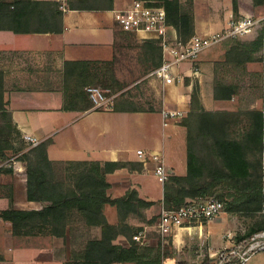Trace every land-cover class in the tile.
Instances as JSON below:
<instances>
[{"label": "crops", "instance_id": "0c3cea01", "mask_svg": "<svg viewBox=\"0 0 264 264\" xmlns=\"http://www.w3.org/2000/svg\"><path fill=\"white\" fill-rule=\"evenodd\" d=\"M50 1L60 4V31L18 33L0 26V94L4 103L0 111L10 114L20 137L28 134L36 138L38 144L48 140L46 156L51 162L122 163L121 167L106 174L110 185L107 192L111 198L133 190L138 198L161 200L163 184L153 174L155 162L150 158L141 161L136 150L160 152L170 175H185L187 129L180 118L164 125L159 107L145 110L91 109L84 91L96 64L107 66L119 60H123L124 66L127 63L132 67L128 70L129 75L144 74L147 81L158 85L159 80L149 75L157 67L153 64L159 59L158 43L137 33L126 32L116 24L114 10L130 2L122 5L114 0L113 8L109 10H77L67 7L68 0ZM238 2L237 14L245 15L247 10L241 9V5L251 6V1ZM192 16L194 33L207 34L220 30L230 17L237 15H234L232 0H193ZM254 31L246 40H253ZM147 40L152 44L144 43ZM227 49L218 44L202 52L194 63H183L179 67L183 74L182 83L165 85L166 94L161 107L185 114L190 109V95L196 91L205 111L219 109L223 100L213 96L214 75L217 65L224 61ZM256 54L264 63V38L261 48L252 52L253 58ZM16 162L18 170L0 169V210L41 208L40 202L27 199L26 165L20 159ZM4 187H7L6 193H3ZM162 208L156 203L141 209V216L138 212L130 213L125 222L134 229L132 234H139L147 242H152L149 230L154 226V216ZM103 214L109 224H118L115 206L105 204ZM223 219H218V225L223 224ZM66 222L63 236L49 233L17 236L12 233L11 222L0 218V264H69V248L61 250L63 240L100 238V227L87 226L76 213ZM210 223L212 221L206 224L184 222L173 229L169 237L161 236L162 244L170 242L173 249L171 257L162 264L204 262L192 259L191 250L185 252L183 246L188 244L190 249L191 234L200 231L202 234L205 227H211ZM121 239L125 237L119 235L118 240ZM205 252V258H213L214 243H208Z\"/></svg>", "mask_w": 264, "mask_h": 264}, {"label": "trees", "instance_id": "16d2710c", "mask_svg": "<svg viewBox=\"0 0 264 264\" xmlns=\"http://www.w3.org/2000/svg\"><path fill=\"white\" fill-rule=\"evenodd\" d=\"M162 5L166 11L167 23L172 25L178 35L188 39L193 35L192 16L180 9L179 0H151ZM262 4L264 0H253ZM114 0H68L67 7L77 10H109ZM59 3L50 0H0V26L18 33L25 32H58L62 28V11ZM233 12L236 11V0H232ZM263 34L248 42L233 41L225 52L222 64L242 65L252 62V52L258 51L263 44ZM146 44L152 41H144ZM154 58L156 57L155 48ZM151 55V46L148 50ZM161 63L159 59L153 66ZM233 87L217 83L213 86L215 99H228ZM197 95H190V110L181 122L187 129V172L183 176L170 175L163 183L161 200L152 201L138 198L135 191H127L121 197L111 198L108 195L109 183L106 174L122 166L119 162L82 161L55 163L47 159L45 140L28 151L24 146L12 145V132L20 138L13 126L10 114L0 111V158L5 151H22L20 158L26 161V195L28 200L41 203L39 209H4L0 218L11 222L13 235L65 234L66 220L74 213L78 214L87 226L100 227V238L88 239L82 249L71 255L69 264H162L171 257V243L163 245L156 241L151 247H141L131 238L134 229H130L125 220L130 213L160 203L163 209L171 210L196 202L199 198L217 197L226 201V211L237 210L241 205L264 202V181L261 175V158L257 164L245 151L252 146L240 144L234 139L220 134L222 129L215 118L221 113L205 111ZM196 108H195V107ZM4 108L0 94V110ZM122 110L123 108H116ZM253 128L248 133L249 139L256 138L259 151H264V106L252 113ZM2 120V121H1ZM3 123V124H2ZM5 131V133H2ZM203 141V142H202ZM242 148H246L244 151ZM65 165L63 180L54 177L53 166ZM259 166L258 178L252 170ZM115 206L118 213V224H109L103 214V206ZM264 230L257 228L241 239L249 238L253 233ZM135 233V232H134ZM123 235L125 239L118 240ZM156 252L153 254L154 248ZM231 259L222 264H234ZM201 264H206L202 262Z\"/></svg>", "mask_w": 264, "mask_h": 264}, {"label": "rangeland", "instance_id": "374dc122", "mask_svg": "<svg viewBox=\"0 0 264 264\" xmlns=\"http://www.w3.org/2000/svg\"><path fill=\"white\" fill-rule=\"evenodd\" d=\"M60 1L65 2V0ZM118 1L119 3L124 5L127 2L129 3L131 0ZM250 1L251 6H249L248 4L241 5V9L247 10V12H245V15H253L256 17L263 16L264 3L255 4L253 0ZM238 3V0H236V11L234 12V15L237 16L234 17L239 16L237 14L239 7ZM192 8L193 0L180 1V9L182 10V12L190 13V15L192 16ZM193 23L194 21L192 16V24ZM193 34H195L194 24ZM254 34L255 36L252 37L253 39H257L260 34L264 35V20L260 21V23L256 25ZM248 37L249 34L236 38H229L225 39L219 44H221V46L223 47H229V45L233 41L248 42V40H246ZM254 57L255 59L252 62L242 65H225L222 64V61L219 63V65H217V70L214 75V81H216L217 83L229 84L233 87V89L230 98L222 99V106L219 109H215L211 112L221 113L220 117L215 118V121L219 123V127L222 129L220 134H224L225 132L227 138L234 139L240 144L247 143L248 145L252 146L251 150L247 149V151H245L246 148L242 149L245 151L246 155L249 158L253 159L258 164L262 155V151H259L258 140L254 137L251 139L247 137L248 133H251L253 128L254 120L252 113L262 110L264 106V63L262 62V57L259 58V54H256V56ZM123 68H126L127 71H130L132 67L127 63L124 66L123 60H119V62H117L116 64L115 62H113L107 66L104 64H96L91 70V79L88 81L86 86L99 87L100 89L105 91L106 95L105 102L97 109L125 108L145 110L154 107H159L160 110L163 109V107L161 106L163 97L166 94L164 88L165 85H163L160 81H158V85L152 83V81H147V79L144 77V74L133 73L132 75H129L130 72H125ZM193 92L197 95L196 91ZM187 113H185L180 118L181 122L184 120ZM2 133H5V131H2ZM8 136L12 137V145L15 148L24 146V151H28V149L30 148L25 142H21L20 138H18L17 135L14 134V132H12L11 135ZM262 145L264 146V135L262 139ZM5 153L6 155L3 158H0V161L7 160L9 163H11V166L3 167L0 169H17L18 167L16 166V160L18 159H20L26 165V161L20 158L22 151L16 153L13 150L8 149L7 151H5ZM65 168L66 166L62 164H55L53 166L54 177L57 180L64 179ZM252 173L255 175V177L258 178V165L255 169L252 170ZM159 188L160 187H158V190ZM6 192L7 187H4L3 193ZM221 201L223 202L222 210L211 219H204L202 220V222H200L206 224L207 221H212V223H210L211 227H205L202 230V234L201 231L198 232V234H191L190 239L192 240L190 249L187 248L188 244L183 246L185 252L191 250L190 255L194 260L201 259L202 261H205L206 264H218L219 255L221 252L230 251L237 242L242 240L241 237L245 236L250 231L257 228L264 229V202L261 203V205L258 202H252L246 206L241 205L237 210L226 211V201H224V199H221ZM160 212L161 210L159 211L158 215L154 216V223H152V225L154 224V226L153 228H151V230H149V233L153 237V239H151L152 242H147L144 237L136 240L133 239L132 236L131 238L137 245L147 248L155 245L154 243L156 241L161 242V235L156 231V223L160 217ZM219 218H224L222 221L223 224L221 225H218L219 223H217ZM204 233L208 236H205ZM167 237H169V235L165 238ZM85 241V239H70L68 241L63 240V246L61 250L66 249L67 251V249L69 248V255H73L74 253L82 249ZM208 243H214L215 254L213 258H205L204 256ZM156 251L157 250L155 247L153 254ZM180 261L181 260H179V262ZM244 264H264V252H259L252 255Z\"/></svg>", "mask_w": 264, "mask_h": 264}, {"label": "built area", "instance_id": "2783aa9c", "mask_svg": "<svg viewBox=\"0 0 264 264\" xmlns=\"http://www.w3.org/2000/svg\"><path fill=\"white\" fill-rule=\"evenodd\" d=\"M264 20V15H242L230 17L223 28L207 34H193L183 40L176 29L167 23L165 8L151 0H131L130 3L120 9L114 10V21L126 32H134L155 40L161 49V63L149 73L158 79L163 85H178L182 83L183 74L179 67L183 63H194L205 50L219 44L225 39L236 38L252 33L256 25ZM84 90L91 101V109L100 107L106 99L105 91L96 86H85ZM161 118L164 125L169 120H176L184 115V112L175 109H161ZM29 146L38 145V140L28 134L21 136ZM137 157L141 161L150 158L155 162L153 174L160 183H164L170 176L163 164L160 152H145L136 150ZM15 163V162H14ZM7 160L0 161V168L9 167ZM15 170H18L15 169ZM261 175L264 181V151L261 155ZM223 208V202L217 197L199 198L196 202H190L176 209H161L160 217L156 223V231L163 237L170 235L173 229L180 227L184 222H202L211 219ZM133 239H141L139 234L133 235ZM227 250V249H226ZM259 252H264V230L253 233L249 238L237 242L230 251L221 252L219 263L235 259L234 264H244L249 258Z\"/></svg>", "mask_w": 264, "mask_h": 264}]
</instances>
